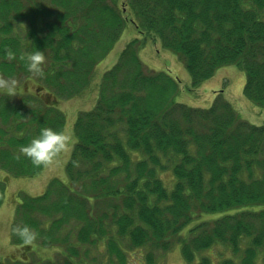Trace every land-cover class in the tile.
Instances as JSON below:
<instances>
[{"label": "trees", "instance_id": "trees-1", "mask_svg": "<svg viewBox=\"0 0 264 264\" xmlns=\"http://www.w3.org/2000/svg\"><path fill=\"white\" fill-rule=\"evenodd\" d=\"M127 23L138 37L103 72L94 106L78 112L65 181L21 194L14 209L10 242L58 246V256L7 264H127L135 251L153 264L177 243L185 264H264V124L221 96L203 108L175 102L174 77L139 57L146 39L159 43L181 59L192 87L236 65L243 95L264 108V0H0V79L37 85L0 91V171L43 169L21 147L42 128L63 130L58 100L89 86ZM36 51L43 75L19 58ZM4 189L0 180V204ZM25 225L36 233L28 243ZM219 246L230 255L208 254Z\"/></svg>", "mask_w": 264, "mask_h": 264}, {"label": "rangeland", "instance_id": "rangeland-1", "mask_svg": "<svg viewBox=\"0 0 264 264\" xmlns=\"http://www.w3.org/2000/svg\"><path fill=\"white\" fill-rule=\"evenodd\" d=\"M120 5V0H117ZM134 37H138L136 29L129 23L126 24L119 38L114 43L112 49L94 67L92 79L89 86L78 96L69 99H59L58 108L65 114L63 132L68 133L75 141L73 124L80 111H86L94 106L96 100L97 84L104 71L109 69L117 60L122 48ZM139 57L145 68L152 70H165L174 77L177 83V92L174 101L192 107H208L214 98L221 96L227 99L236 110L238 115L250 123L264 124V108L255 106L242 92L245 82L244 72L236 65H224L198 86L192 87L188 71L184 67L181 59L166 48H162L159 43H154L151 39H146L144 45L139 50ZM6 79V78H1ZM17 86L23 91H35L37 89L34 80L23 78L14 79ZM47 96L45 91H40ZM69 151L58 154L51 164L44 165L43 169L32 176L13 177L0 171V180L5 184L4 198L0 204V264H7L12 259L31 260H53L57 258L58 246L42 247L38 243H30L25 246L12 244L10 242V229L14 217V209L21 194L39 195L48 182L57 177L65 181V165L70 157ZM165 180L169 177L162 174ZM187 227L182 235H185ZM93 251V250H92ZM220 253V255H219ZM206 254V252H204ZM214 259L230 255L227 248L217 247L214 252H208ZM142 251H135L129 258L127 264H146ZM153 264H185L180 255V246L175 244L172 249L156 252L153 256Z\"/></svg>", "mask_w": 264, "mask_h": 264}, {"label": "clouds", "instance_id": "clouds-1", "mask_svg": "<svg viewBox=\"0 0 264 264\" xmlns=\"http://www.w3.org/2000/svg\"><path fill=\"white\" fill-rule=\"evenodd\" d=\"M8 55L12 58L16 56V53L10 51ZM19 58L25 61V65L30 72L37 75L44 74V56L40 51L26 55L20 54ZM16 89L17 82L14 79H0V91L11 96L16 95ZM72 143H74V140L68 133L45 127L28 144L21 147V152L28 156L34 165L51 164L58 154L69 151ZM19 235L25 243H28L33 240L36 233L25 225L19 230Z\"/></svg>", "mask_w": 264, "mask_h": 264}]
</instances>
